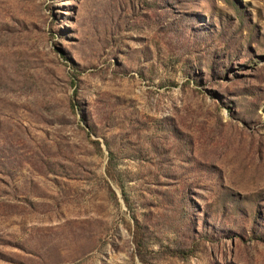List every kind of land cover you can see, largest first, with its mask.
<instances>
[{
    "label": "rangeland",
    "instance_id": "1",
    "mask_svg": "<svg viewBox=\"0 0 264 264\" xmlns=\"http://www.w3.org/2000/svg\"><path fill=\"white\" fill-rule=\"evenodd\" d=\"M0 264H264V0H0Z\"/></svg>",
    "mask_w": 264,
    "mask_h": 264
}]
</instances>
